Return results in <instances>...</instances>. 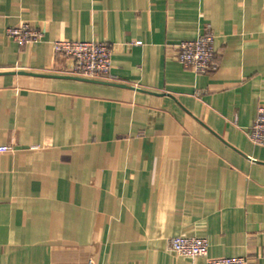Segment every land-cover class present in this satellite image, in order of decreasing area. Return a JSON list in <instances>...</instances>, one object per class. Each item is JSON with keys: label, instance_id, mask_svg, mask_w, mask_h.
<instances>
[{"label": "crops", "instance_id": "1", "mask_svg": "<svg viewBox=\"0 0 264 264\" xmlns=\"http://www.w3.org/2000/svg\"><path fill=\"white\" fill-rule=\"evenodd\" d=\"M207 30L200 75L175 47ZM64 40L112 47L111 78L67 75ZM263 103L264 0H0V264H264Z\"/></svg>", "mask_w": 264, "mask_h": 264}, {"label": "built area", "instance_id": "2", "mask_svg": "<svg viewBox=\"0 0 264 264\" xmlns=\"http://www.w3.org/2000/svg\"><path fill=\"white\" fill-rule=\"evenodd\" d=\"M6 35L20 46L39 43L43 38L42 32L33 29L27 23L7 29ZM175 48V60L185 69L200 75L211 74L218 69V55L210 30L195 41L182 42ZM53 52L56 57L71 62L66 71L67 75L89 81H107L111 78L113 49L106 44L56 41L53 43ZM247 137L253 145L264 148V103L258 108L256 119ZM8 151L9 148L0 147V154ZM208 249L209 243L203 238L177 237L169 240L171 253L190 260L205 257ZM206 264H246V259H210Z\"/></svg>", "mask_w": 264, "mask_h": 264}]
</instances>
